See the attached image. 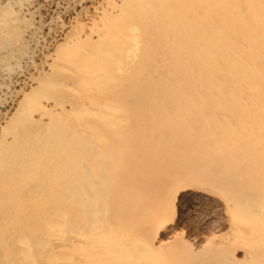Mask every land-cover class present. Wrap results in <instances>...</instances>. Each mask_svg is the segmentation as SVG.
Wrapping results in <instances>:
<instances>
[{
	"label": "bare ground",
	"instance_id": "bare-ground-1",
	"mask_svg": "<svg viewBox=\"0 0 264 264\" xmlns=\"http://www.w3.org/2000/svg\"><path fill=\"white\" fill-rule=\"evenodd\" d=\"M92 35L0 146V264H264V0H108Z\"/></svg>",
	"mask_w": 264,
	"mask_h": 264
},
{
	"label": "rangeland",
	"instance_id": "rangeland-1",
	"mask_svg": "<svg viewBox=\"0 0 264 264\" xmlns=\"http://www.w3.org/2000/svg\"><path fill=\"white\" fill-rule=\"evenodd\" d=\"M21 2L23 8L18 19L14 20L13 11ZM107 2L108 0H0V10L2 5L8 3L7 10L0 11V18L8 15L12 20V26L2 33L4 38L0 37V146L11 139V134L16 129H24L32 136L45 132L50 119L47 116L41 119L40 101H43L45 108L51 107L44 97L52 95L53 89H49L48 84L59 74L51 65L61 63L63 56L59 57L58 53L62 48L72 51L68 57L70 60L87 59L86 51L73 49V44L74 47L77 46V39L90 35L94 39L92 27L100 21ZM38 78L45 80L46 85L24 103L21 119L16 123L15 129H5L9 117L18 109L25 94L34 89ZM36 119L40 120L35 121ZM4 181L5 176H0V185ZM204 208L184 214L178 229L183 230L185 238L193 241L197 233L226 230L224 214L215 208Z\"/></svg>",
	"mask_w": 264,
	"mask_h": 264
}]
</instances>
